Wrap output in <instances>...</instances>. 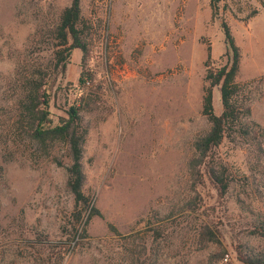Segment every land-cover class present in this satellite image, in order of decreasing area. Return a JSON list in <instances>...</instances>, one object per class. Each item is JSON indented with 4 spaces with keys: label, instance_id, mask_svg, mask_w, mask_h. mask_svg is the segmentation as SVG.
I'll use <instances>...</instances> for the list:
<instances>
[{
    "label": "rangeland",
    "instance_id": "obj_1",
    "mask_svg": "<svg viewBox=\"0 0 264 264\" xmlns=\"http://www.w3.org/2000/svg\"><path fill=\"white\" fill-rule=\"evenodd\" d=\"M71 1L0 0V106L12 102L25 64L52 70L58 41L48 31ZM81 8L88 55L75 48L47 90L55 124L82 95L92 97L82 110L84 189L100 215L60 264H127L131 245L146 247L147 264H243L240 249L264 251V237L254 231L264 222V185L253 181L248 145L225 140L219 148L239 180L226 197L205 178L197 219L182 210L193 142L209 128L202 113L208 47L214 60H227L223 21L241 48L237 79L249 84L251 119L264 128L262 0H81ZM87 70L94 74L89 83ZM214 107L223 110L219 87ZM2 124L0 117V134ZM1 138L0 264H56L74 204L66 188L67 150L53 152L63 166L17 148L6 161ZM257 170H264V157ZM110 224L122 234L139 233L135 244L118 238ZM205 224L218 231L221 244L201 241ZM160 226L164 236L153 241L151 229Z\"/></svg>",
    "mask_w": 264,
    "mask_h": 264
},
{
    "label": "trees",
    "instance_id": "obj_2",
    "mask_svg": "<svg viewBox=\"0 0 264 264\" xmlns=\"http://www.w3.org/2000/svg\"><path fill=\"white\" fill-rule=\"evenodd\" d=\"M262 5L264 6V0ZM222 26L227 43V60L226 62L214 60L211 47H208L202 113L209 122V128L195 138L193 153L188 160L191 178L190 195L182 210L187 211V216L194 219H197V212L204 206L198 188L201 184H205V178L215 185L222 198L228 195L237 180L219 151L225 140L251 147L249 153L255 157L251 167L254 171L251 172L253 181L257 187L264 185V170H257L262 166L264 157V128L251 119V93L247 87L249 84L241 83L237 79L242 58L241 48L236 43L229 24L223 21ZM88 29V21L82 16L81 0H72L61 11L58 20L48 31L58 41L53 51L55 62L52 70H50L51 66L31 69L29 63L25 64L17 71L20 76L16 78L13 86L12 102L0 106V117L3 121L0 134L1 140L3 139L1 147L6 161L13 159L10 152L15 151V148L31 152L38 158L53 156V152L59 146H65L67 150L70 163L67 166L66 188L73 195L74 204L68 222L71 224V230L69 224L63 226L64 235L68 237L61 242L56 251V264H60L72 247L88 236L87 224L95 215H100L93 196L84 189L86 173L83 157L88 128L83 124L82 110L88 103L87 100L92 101V97L89 96L86 100L82 95L78 98L81 103L78 101L73 103L66 111V116L61 117L55 124L51 117L50 93L47 90L48 81L54 73L66 69L75 48H81L84 54L88 55ZM85 74L88 80L94 79L92 71H84L83 75ZM81 81H84L83 77ZM216 87L220 89L223 106L220 114L215 112L214 107ZM52 160L60 166L65 165L56 155ZM2 171L3 166L0 164V173ZM246 180H240L243 181L242 185L249 183ZM109 228L118 238L126 242L132 240V244H135L136 237L139 236L137 232L122 234L113 224H110ZM151 230L153 241L163 238L164 229L161 226ZM254 231L264 237V222L256 226ZM199 236L201 241L221 244L218 231L209 224L202 226ZM126 251L127 264H147L148 257L142 259L146 252L145 246L143 252L138 250L136 245H131ZM225 253L223 250L217 253V256L223 259ZM238 258L243 264H264V251L254 254L240 249Z\"/></svg>",
    "mask_w": 264,
    "mask_h": 264
},
{
    "label": "built area",
    "instance_id": "obj_3",
    "mask_svg": "<svg viewBox=\"0 0 264 264\" xmlns=\"http://www.w3.org/2000/svg\"><path fill=\"white\" fill-rule=\"evenodd\" d=\"M87 83H89V80L87 81ZM227 258H228V256H227Z\"/></svg>",
    "mask_w": 264,
    "mask_h": 264
}]
</instances>
